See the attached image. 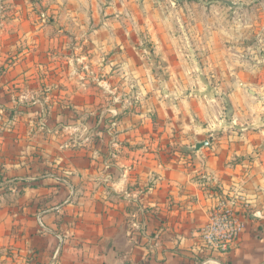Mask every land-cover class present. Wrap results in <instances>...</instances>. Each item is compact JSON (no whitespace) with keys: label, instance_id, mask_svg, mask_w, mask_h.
I'll use <instances>...</instances> for the list:
<instances>
[{"label":"rangeland","instance_id":"374dc122","mask_svg":"<svg viewBox=\"0 0 264 264\" xmlns=\"http://www.w3.org/2000/svg\"><path fill=\"white\" fill-rule=\"evenodd\" d=\"M173 73L192 105L251 91L264 124V0H0V183L17 179L0 211L70 164L92 183L112 137L146 118L163 134ZM21 226L2 229L0 264L34 262Z\"/></svg>","mask_w":264,"mask_h":264},{"label":"crops","instance_id":"0c3cea01","mask_svg":"<svg viewBox=\"0 0 264 264\" xmlns=\"http://www.w3.org/2000/svg\"><path fill=\"white\" fill-rule=\"evenodd\" d=\"M170 82L176 101L160 104L163 134L156 135L146 118L136 131L112 137L111 147L98 154L104 160L92 165V183L86 165L70 164L43 177V196L34 190L9 196L0 235L6 225L15 231L21 224L32 244L31 264H264L262 107L251 91L192 105L180 97L187 86L177 73ZM1 140L0 160L7 155ZM16 181L0 186L16 189ZM221 194L238 197L248 210L229 253L198 238ZM33 202L42 209L31 212Z\"/></svg>","mask_w":264,"mask_h":264},{"label":"built area","instance_id":"2783aa9c","mask_svg":"<svg viewBox=\"0 0 264 264\" xmlns=\"http://www.w3.org/2000/svg\"><path fill=\"white\" fill-rule=\"evenodd\" d=\"M239 210L241 215L248 211L238 197L218 198L206 223L198 231L201 243L220 253L231 252L245 228Z\"/></svg>","mask_w":264,"mask_h":264},{"label":"water","instance_id":"95a60500","mask_svg":"<svg viewBox=\"0 0 264 264\" xmlns=\"http://www.w3.org/2000/svg\"><path fill=\"white\" fill-rule=\"evenodd\" d=\"M207 144H208L207 142H205V143H200V144H198V145L195 146V150L198 151L201 147H204V146H206Z\"/></svg>","mask_w":264,"mask_h":264}]
</instances>
